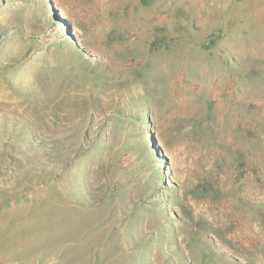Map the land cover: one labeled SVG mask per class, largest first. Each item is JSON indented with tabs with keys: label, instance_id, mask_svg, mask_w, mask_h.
Instances as JSON below:
<instances>
[{
	"label": "rangeland",
	"instance_id": "374dc122",
	"mask_svg": "<svg viewBox=\"0 0 264 264\" xmlns=\"http://www.w3.org/2000/svg\"><path fill=\"white\" fill-rule=\"evenodd\" d=\"M0 264H264V0H0Z\"/></svg>",
	"mask_w": 264,
	"mask_h": 264
}]
</instances>
